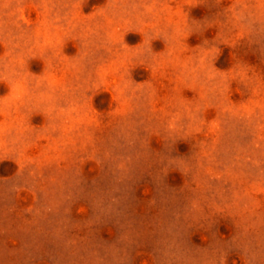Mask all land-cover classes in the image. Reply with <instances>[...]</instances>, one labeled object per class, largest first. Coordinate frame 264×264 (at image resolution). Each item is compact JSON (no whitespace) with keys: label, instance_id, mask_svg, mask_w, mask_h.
I'll return each instance as SVG.
<instances>
[{"label":"rangeland","instance_id":"1","mask_svg":"<svg viewBox=\"0 0 264 264\" xmlns=\"http://www.w3.org/2000/svg\"><path fill=\"white\" fill-rule=\"evenodd\" d=\"M0 264H264V0H0Z\"/></svg>","mask_w":264,"mask_h":264}]
</instances>
